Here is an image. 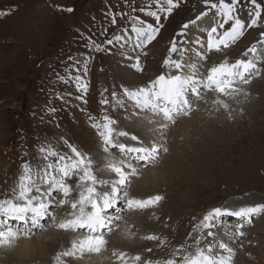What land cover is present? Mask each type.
<instances>
[{
	"label": "rangeland",
	"instance_id": "obj_1",
	"mask_svg": "<svg viewBox=\"0 0 264 264\" xmlns=\"http://www.w3.org/2000/svg\"><path fill=\"white\" fill-rule=\"evenodd\" d=\"M213 2L218 3V0ZM257 2L264 8V0ZM68 7L74 11L68 13L58 10ZM141 7H151L154 10L155 5L152 0H0V199L5 198V194L13 187L22 162L29 161L34 166L42 162L39 160V145L49 142L59 151H67V148L61 149L58 145V138L63 135L70 134L73 142L68 137L65 139L86 153L90 151L94 169H100L103 157L99 152L98 138L92 135L88 126L89 116L100 119L107 114L117 121L114 125L116 130L135 134L146 144L149 143L152 138L150 132V137L141 136L137 132V129L148 126L144 118L135 115L138 119L131 120L126 100L123 107L113 108L111 94L115 91L122 97L121 86L129 89L144 86L153 79V75L149 72L138 74L127 67L123 68L119 56L110 48L112 46H103L105 51L96 52L92 67L89 62V75L86 79L93 83L89 99L92 106L90 104L86 109H82L75 102V98H65L63 103L68 105L70 112L66 106L61 108L60 113L65 116L63 119L59 115L56 116L54 123L46 121L51 119L46 105L55 104V94L50 91L47 96L43 95L46 89H60L63 93L69 89V84H65L59 77H66L68 66L76 59H82L85 54L90 55L86 48L88 37L97 41V44L104 45L103 42L112 35L123 34L119 30L120 27H130L132 16L154 23L152 18L139 11ZM237 8L241 18L247 20L248 12L252 11L249 0H239ZM204 10L202 0H186L168 20L165 21L162 17L164 27L150 51L146 52L145 58L144 55L141 56V60H144L150 69L155 70L154 73H162L160 58L168 54L172 41L168 42L170 36L175 29L180 30L183 23ZM113 13L125 14L123 17L116 16L115 26L110 23ZM213 15L214 11L209 14ZM263 24L264 12L258 26L248 30L252 31L244 44L257 39ZM193 28L194 26L187 37L189 42L196 37ZM188 47L195 48L191 43ZM115 48H118V53H123L119 44ZM191 52L194 51L186 54L188 57L189 54L192 55L189 59L193 63L197 58ZM241 56V45L227 52L229 61ZM69 57L73 59L69 60ZM223 58L221 55H213L212 64L221 62ZM256 79L247 86L250 96L243 105V115L234 113L236 118L228 120L223 110L211 113V105L206 104L204 100H198L195 105L199 102L206 104L200 108L202 114H198L202 115V121L195 123V110L189 117L178 120L170 127L181 129L175 138L176 142H171L169 131L167 133L170 153L155 167L138 164L141 166L138 168L140 177L146 174L145 172H149L147 176L151 178L157 173L164 175L154 179V184L146 182L140 188L135 186L141 179L134 182L131 195L143 197L158 193L165 197V202L153 215L150 223L147 219H151L148 217L153 211L129 214L127 221L132 219L131 225L134 226V229L129 228L132 230L130 233H134L131 238L136 241H122L116 233L113 239L110 238L112 246L129 253L140 252L142 258L162 259L174 246L183 242L195 221L188 225L185 223L198 213L204 214L205 209L222 205L245 206L264 203V74ZM102 94L109 100L106 107L99 103ZM65 100L68 103H65ZM232 106L239 110L235 104ZM48 122L53 125L50 126ZM183 125L187 126L184 128ZM61 144L63 148V142ZM25 152L28 155L25 156ZM102 164H105V160ZM99 174L98 171L97 175ZM156 216L160 219L162 217V221L155 220ZM165 224L169 227H165ZM226 228L217 229L219 233H224ZM162 229L171 230V233L165 230L161 235L164 236L162 239L168 242L164 247L157 249L154 244L157 245L158 242L155 241H149L152 246L143 245L148 243L142 240L143 236L155 231L163 232ZM248 236L245 250L237 254V264H264V215L256 217L252 222ZM40 239L48 252L44 257H40V250H37L30 258L19 260L13 252L14 249L2 248L0 264H50L47 260L51 256L54 257L62 247L67 248L69 236L63 231L49 229L40 233ZM148 247L153 248V253L146 251ZM91 258L73 261L87 264ZM3 259L5 260L2 261Z\"/></svg>",
	"mask_w": 264,
	"mask_h": 264
},
{
	"label": "snow or ice",
	"instance_id": "obj_2",
	"mask_svg": "<svg viewBox=\"0 0 264 264\" xmlns=\"http://www.w3.org/2000/svg\"><path fill=\"white\" fill-rule=\"evenodd\" d=\"M185 2L186 0H152L154 10L151 7H141L139 11L152 18L154 23L132 16L130 27L121 29L123 35L106 39L104 45L119 44L122 48L127 45L134 53L125 55L124 58L130 61L127 66L136 73L143 72L141 54L147 55L144 50L159 36L164 27L161 18L168 20ZM202 3L206 10L183 23L173 37L162 63L165 71L146 86L133 89L121 86L122 97L115 91L111 94L113 108L123 107L127 100L140 113L150 114L144 116L146 123L152 126L149 129L152 135L149 143L146 144L137 135L117 131L114 128L117 121L107 114L100 119L89 116V126L95 132L105 154L103 170L108 173L109 178L98 176L97 172L102 169H94V161L90 155L63 137L60 139L67 151H59L49 142L39 145V160L42 162L36 166L29 161L22 162L13 187L5 194V198L0 199V249L13 248L20 239H30L34 229L41 233L52 229L74 234L70 247H62L53 257V264H72L73 260H82L86 254H89L90 259L91 254L103 253L108 244L106 235L121 227L124 213H143L162 205L165 199L162 195L136 198L130 194L133 178L139 176L137 164L143 162L146 166H155L158 163L160 153L169 151L167 133L170 126L181 117H189L194 110L195 101L204 100L206 104H210L211 113L223 110L228 120L236 118L234 113L243 115V105L250 96L247 86L264 74V69L258 66L264 64V57L259 55L264 47L258 50L256 44H253L242 53V58L234 62L227 58V50L236 45L248 29L258 26L262 6L257 0H249L252 11L248 12V19L245 20L241 18L237 8L239 0H218V3L202 0ZM58 10L68 13L74 11L71 7ZM213 10L214 15L209 16ZM117 15L123 17L125 14L113 13L110 19L113 26L117 23ZM205 17H208L210 25L200 27L198 22ZM193 26L206 34V40L196 36L189 42L187 37ZM87 39L89 42L86 48L89 52L106 50L92 41L91 37ZM189 43L195 48H189ZM258 43L264 46V32H261ZM189 51L195 52L197 61L186 62V53ZM210 54H220L224 58L211 66L201 63L208 60ZM93 59L91 55H83L82 59H76L68 66L66 77H59L65 84L75 87L80 94L75 98L83 103H87L84 99L89 91L86 77L89 62ZM208 94H211V99H207ZM189 95L194 99L190 100ZM58 98L64 99L62 96ZM64 102L68 103L66 100ZM99 103L106 107L109 100L102 94ZM49 111L54 113L57 109ZM120 137L134 143L121 142ZM113 150L118 151L119 158ZM24 155L28 153L25 152ZM60 208L67 210L58 219L55 211ZM261 215H264V203L216 206L201 217H193L195 223L192 230L187 232L183 242L174 246L165 258H142L140 254L128 256L122 251H113L112 256L116 257L115 264H233V258L237 254L235 246L238 245L240 249L245 246V226L252 224L253 218ZM46 217L51 220L48 227L41 225ZM227 217H232L236 223L225 229V242L218 238L215 229ZM155 218L160 219L159 216ZM13 221L15 224L11 223ZM124 223L126 226L122 234L130 239L134 233H130L127 222ZM164 226L169 227L168 224ZM142 239L158 242L157 249L168 243L155 234L143 236ZM146 251L153 253L154 250L148 247Z\"/></svg>",
	"mask_w": 264,
	"mask_h": 264
},
{
	"label": "bare ground",
	"instance_id": "obj_3",
	"mask_svg": "<svg viewBox=\"0 0 264 264\" xmlns=\"http://www.w3.org/2000/svg\"><path fill=\"white\" fill-rule=\"evenodd\" d=\"M206 10V9H205ZM197 14V13H196ZM195 18V16H194ZM193 18V19H194ZM192 19V18H191ZM208 23H210L208 17H205L204 20L198 22L199 26L200 27H208ZM192 31V30H191ZM193 32L194 34H196V36H200L201 38L205 39L206 40V34L205 33H202L199 31V29L197 27L194 26L193 28ZM192 34V33H191ZM194 36V35H193ZM153 45V44H152ZM264 47V46H262ZM259 50V49H258ZM186 62L187 63H192L191 60L189 59L188 57V54H186ZM142 66L144 67V65L142 64ZM211 98V94H209L207 96V99H210ZM206 105V104H205ZM203 103H197L195 105V110L196 109H200L201 106H205ZM194 112H192L191 114H193ZM190 114V115H191ZM197 114L194 115L195 117V123H199L200 121H202V115H198V118H196ZM208 117V115L205 117V119ZM187 126V125H186ZM186 126L183 125V127L185 128ZM189 126V125H188ZM152 126L151 125H148V126H145L143 127L141 130L137 129V132L141 135V136H144V137H150V135L148 134L149 132V129L151 128ZM181 127V125H180ZM179 127L177 128H170L169 130V133L168 135L170 136V141L171 142H176L175 138L178 136V132L181 131V129L179 130L178 129ZM182 128V127H181ZM188 131V130H187ZM191 134V133H189ZM192 135V134H191ZM195 145V144H194ZM190 148V147H188ZM169 160V159H167ZM142 165V164H141ZM103 167H104V164H102L101 167H99L100 169H102L99 174V176L101 178H109L108 177V173L106 171L103 170ZM143 167V166H142ZM98 168V167H97ZM137 168H141V166H137ZM172 171V170H169V172ZM144 173V172H143ZM146 174H143L141 176V182L140 183H137L135 188H140L141 185L143 183H146V182H149L150 184H154V179L164 175V174H161V173H157L155 174L152 178L151 177H148L147 174L149 172H145ZM67 210V209H65ZM132 224V219L127 221V227L129 228V225ZM126 226V225H125ZM125 226H122L120 228V230L117 231V235L119 238H121V240H133V241H136L134 238H127L125 237L122 233H123V229ZM130 232H132V230H129ZM225 231V230H224ZM223 231V232H224ZM42 236V235H41ZM164 237V236H163ZM49 239V238H48ZM113 239V237H112ZM42 240L40 239V236H36L35 238L31 239V240H23L21 242H18L16 244L15 247H13L12 249H14V254L17 255V257L19 258V260H26L27 258H30L32 256V254L37 251V250H40V257H44L45 254H47L48 252H46V250L44 249V246L42 245ZM46 241V240H45ZM112 243V242H111ZM156 246V244H154ZM68 247V246H67ZM116 247V248H115ZM117 249V246H112V250L113 251H117L119 252V250H115ZM9 250V249H8ZM123 250V249H122ZM139 254V253H138ZM34 255V254H33ZM88 261V260H87ZM110 261H113L115 263L116 261V257L112 256L111 254H105V255H99V256H94V258H91V261H88L87 264H111ZM74 262L75 264H85L84 262L82 263H79V262H75V261H72Z\"/></svg>",
	"mask_w": 264,
	"mask_h": 264
}]
</instances>
